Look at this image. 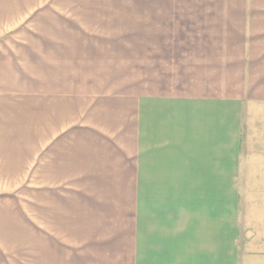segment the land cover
I'll return each mask as SVG.
<instances>
[{"label":"crops","instance_id":"crops-1","mask_svg":"<svg viewBox=\"0 0 264 264\" xmlns=\"http://www.w3.org/2000/svg\"><path fill=\"white\" fill-rule=\"evenodd\" d=\"M57 2L152 37L121 90L131 47L35 46L53 0H0V264H264V0Z\"/></svg>","mask_w":264,"mask_h":264},{"label":"rangeland","instance_id":"rangeland-1","mask_svg":"<svg viewBox=\"0 0 264 264\" xmlns=\"http://www.w3.org/2000/svg\"><path fill=\"white\" fill-rule=\"evenodd\" d=\"M103 5L107 6V3ZM52 6V18L45 20L50 22V30L46 28L45 33L44 31L39 32L37 28V33L34 36L35 46H129L128 48L131 47V56L125 60L130 64L132 63L131 72L129 76L126 75L124 78L125 81L119 83V86L121 90L127 87L138 90L139 48L146 46V36L152 37L150 34H146V30L142 26L144 20L138 17V3L131 2L124 6L125 15L130 16L125 18H67L62 16L64 14L61 13L60 7L63 6L62 8L65 9L69 6V10L71 7L76 10V4H60V2L55 3L53 0ZM98 6L97 3L90 4L89 10L99 11ZM86 13V11L83 12V14ZM93 14L100 15L101 13L93 12ZM146 21L150 22L151 20ZM38 22L39 20H37Z\"/></svg>","mask_w":264,"mask_h":264}]
</instances>
